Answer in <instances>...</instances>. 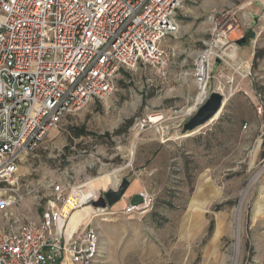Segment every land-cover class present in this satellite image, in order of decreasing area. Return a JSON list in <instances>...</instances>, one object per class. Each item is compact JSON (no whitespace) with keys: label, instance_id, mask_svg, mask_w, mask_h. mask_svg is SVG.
I'll list each match as a JSON object with an SVG mask.
<instances>
[{"label":"rangeland","instance_id":"obj_1","mask_svg":"<svg viewBox=\"0 0 264 264\" xmlns=\"http://www.w3.org/2000/svg\"><path fill=\"white\" fill-rule=\"evenodd\" d=\"M246 1L180 0L181 31L169 40L166 77L149 65L122 69L109 99L69 115L24 154L16 188L26 195L12 209L19 224L41 216L52 182L71 177L94 189V179H113L112 188L128 179L155 203L145 213L125 214L128 203L119 201L81 223L99 229L103 264H264V58L254 65V58L245 63L241 57L253 48L264 53V29L259 17L246 16ZM227 23L235 27L226 52L235 45L237 57L214 66L209 89L223 86L228 100L217 120L177 138L187 134L184 123L195 112L177 82L187 73L195 83L198 53ZM242 37L248 41L236 45ZM151 113L166 121L135 135L136 119ZM81 127L90 135L76 137L73 130Z\"/></svg>","mask_w":264,"mask_h":264},{"label":"built area","instance_id":"obj_2","mask_svg":"<svg viewBox=\"0 0 264 264\" xmlns=\"http://www.w3.org/2000/svg\"><path fill=\"white\" fill-rule=\"evenodd\" d=\"M179 7L180 0H0V264H103L99 229L91 221L68 228L74 210L98 199L87 183L52 182L41 216L19 224L12 212L26 195L16 188L19 164L69 115L109 99L122 69L149 65L166 77L165 44L181 30ZM234 27L224 24L196 58L195 110L213 91L217 60L229 64ZM165 119L147 114L132 129L140 135ZM138 194L143 201L123 213L153 207L145 188Z\"/></svg>","mask_w":264,"mask_h":264},{"label":"water","instance_id":"obj_3","mask_svg":"<svg viewBox=\"0 0 264 264\" xmlns=\"http://www.w3.org/2000/svg\"><path fill=\"white\" fill-rule=\"evenodd\" d=\"M248 41L247 37H242L236 41V45L242 46ZM220 63V60H217ZM228 98L221 92L213 90L210 94L202 100V102L196 108L194 114L184 123L183 130L186 133L201 129L206 126L210 120L215 118L216 120L220 117L223 111L224 105ZM130 180L123 179L121 184L117 188H111L101 194L97 200H94L91 205L94 208H109L117 202L121 201L126 191L130 186ZM143 201L140 194H135L131 198L132 205H138Z\"/></svg>","mask_w":264,"mask_h":264},{"label":"crops","instance_id":"obj_4","mask_svg":"<svg viewBox=\"0 0 264 264\" xmlns=\"http://www.w3.org/2000/svg\"><path fill=\"white\" fill-rule=\"evenodd\" d=\"M243 10L245 12V14L247 13L249 16L251 17H259V20H260V23L261 25L263 26V29H264V0H247L245 4H243ZM246 14V16H248ZM177 18H178V14H177ZM179 20V19H178ZM180 22V21H179ZM246 23H250L248 22V19H246ZM181 24V23H180ZM181 31V30H180ZM180 33V32H179ZM178 33V34H179ZM178 34L174 37H171L169 40H174L177 38ZM169 40L167 41V43L165 44V47H169L170 45V42ZM172 46V45H170ZM245 48H249V46H244ZM243 48V47H242ZM244 48V49H245ZM245 51V50H243ZM242 51V59L244 60L243 62H248V61H252L253 58H254V55H255V48H253L252 51L250 50H246V52H243ZM199 54V53H198ZM198 56V55H197ZM173 62H171L170 66H172ZM225 64H221L219 65V67H223ZM187 73L184 74V76L182 77V80L181 82H177L178 85H180V87L182 88V90L184 91L183 93V98L186 102H190V101H194L195 102V91L197 89V86H196V83H194L193 85H190L189 84V80L187 79V76H186ZM179 76V75H178ZM195 82V81H194ZM153 106V105H152ZM150 142H147L146 145H148ZM152 168V167H151ZM153 169V168H152ZM94 181V182H93ZM87 183V182H86ZM95 183L94 185H96L95 187V190L97 191H106V189L108 188H112V186L115 184L113 182V179L112 180H102V179H98L96 182H95V179L94 180H91V184ZM87 185H90V182H88ZM92 186V185H91ZM90 186V187H91ZM140 188V185H138L137 183H130V186L128 188L129 189H132L130 191V193L125 196L121 199L120 202H123V204H126L128 203L127 205H129L131 203V198L132 196H134L135 194H138L141 190L139 189ZM145 188V187H144ZM143 188V189H144ZM142 189V190H143ZM94 190V189H93ZM110 208V207H109ZM83 222V221H81ZM71 228H74L70 225ZM106 260V259H105Z\"/></svg>","mask_w":264,"mask_h":264},{"label":"bare ground","instance_id":"obj_5","mask_svg":"<svg viewBox=\"0 0 264 264\" xmlns=\"http://www.w3.org/2000/svg\"><path fill=\"white\" fill-rule=\"evenodd\" d=\"M234 47V49H232L230 52H227L226 53V55L229 57V58H231V59H233V61L234 60H236V57H237V51H236V46L235 45H233ZM236 63V62H235ZM234 63V64H235ZM238 64V63H237ZM237 64H235L236 66H234L235 68L238 66V67H240V65H237ZM191 108V107H190ZM193 108V107H192ZM192 109H189L188 111H191ZM190 113V112H189ZM219 115V113L217 114V116ZM217 116L215 117V118H213L212 120H210L209 122H208V124L209 123H212V122H214L215 120H216V118H217ZM200 131V129H197V130H195V131H192V132H189V133H187V134H184V135H181V136H177V138H183V137H188V136H192V135H194V134H196L197 132H199ZM132 153V152H131ZM120 171V170H119ZM120 180V179H119ZM117 181H118V178H117ZM87 184H88V182H87ZM93 186H95V185H93ZM88 192H90V194H91V196L92 197H94V198H97L98 197V192H97V190H95V188H94V190H93V188H92V186H91V188L89 189V191ZM99 212H101V211H97L96 209H94V207H92V206H89V207H86V208H83V210H80V211H78V212H75L74 214H73V216L72 217H70V221H69V225H68V228H69V230L71 231V232H73V231H75L77 228H78V226L82 223L81 221H84V220H86L88 217H91V218H93V217H95V216H98V215H100L101 213H99ZM70 225L72 226V227H74V228H71L70 227Z\"/></svg>","mask_w":264,"mask_h":264},{"label":"trees","instance_id":"obj_6","mask_svg":"<svg viewBox=\"0 0 264 264\" xmlns=\"http://www.w3.org/2000/svg\"><path fill=\"white\" fill-rule=\"evenodd\" d=\"M259 53H260L259 51H256L255 52V55H254V65L257 64V61L260 58H264V53L263 54H259ZM129 123H132V121H130ZM73 131L75 132V136L76 137H82V136L90 135L84 127L76 128ZM120 132H121V130L118 131V133H120ZM108 135L109 134H105L103 136H97V137L98 138H101V137L108 136Z\"/></svg>","mask_w":264,"mask_h":264}]
</instances>
